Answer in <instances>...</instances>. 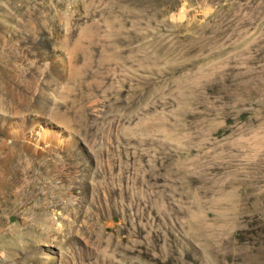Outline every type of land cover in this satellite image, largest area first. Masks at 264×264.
I'll list each match as a JSON object with an SVG mask.
<instances>
[{"label": "rangeland", "instance_id": "1", "mask_svg": "<svg viewBox=\"0 0 264 264\" xmlns=\"http://www.w3.org/2000/svg\"><path fill=\"white\" fill-rule=\"evenodd\" d=\"M174 2L0 0V264H264V0Z\"/></svg>", "mask_w": 264, "mask_h": 264}, {"label": "bare ground", "instance_id": "2", "mask_svg": "<svg viewBox=\"0 0 264 264\" xmlns=\"http://www.w3.org/2000/svg\"><path fill=\"white\" fill-rule=\"evenodd\" d=\"M111 1V0H110ZM184 1L185 3H193L195 0H182ZM121 2V7L124 9L125 12H128V11H132V15L133 17H137L139 18L140 16H142V11H145L147 9H149L148 11H151L155 4L157 3H165V2H168L170 4H175L174 0H120ZM169 4V5H170ZM116 7V6H115ZM130 9V10H129ZM117 11V10H115ZM144 12V13H145ZM117 13V12H116ZM150 13V12H149ZM145 15V14H144ZM144 17V16H143ZM154 17V16H153ZM155 19V18H154ZM150 20V19H149ZM152 17H151V20L150 22L152 21ZM145 21V20H144ZM131 23V22H130ZM149 25V24H148ZM135 27V26H134ZM145 59V58H144ZM141 64V63H140ZM20 134L22 135V132H20ZM38 136H39V133H38ZM24 139V138H23ZM42 140H48L51 141L52 139L51 138H47L46 137V134H40V139L34 142L28 140V142L30 143H33V145L35 146V148L37 147V144H38V141L40 142ZM57 142V141H56ZM60 143H62L61 141H59ZM21 157V156H20Z\"/></svg>", "mask_w": 264, "mask_h": 264}]
</instances>
